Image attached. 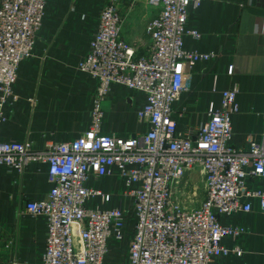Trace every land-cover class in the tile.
<instances>
[{
	"label": "built area",
	"instance_id": "1",
	"mask_svg": "<svg viewBox=\"0 0 264 264\" xmlns=\"http://www.w3.org/2000/svg\"><path fill=\"white\" fill-rule=\"evenodd\" d=\"M45 1L0 0V119L7 97L15 98L17 65L29 54ZM200 1L146 0L155 10L145 24L150 46L137 56L121 37L120 0H104L90 49L77 65L97 79L89 129L43 149L0 140V164L16 170L31 161L48 165L52 185L46 198L26 203L28 213L46 219L41 264H104L106 240L121 237L124 213L119 207H87V197L100 193L86 181L113 167L127 184L137 185L128 191L135 221L125 264H220L217 258L227 253L221 239L241 229L222 225L219 215L248 211L253 200L264 210V189L242 192L246 176L264 180V141L245 148L229 142L231 116L238 111L237 86L221 91L219 107L210 103L200 125L178 131L172 117L185 64L212 55L183 48L187 9ZM111 83L146 94L137 118L148 123L147 131L130 137L101 133V104ZM194 168L203 182L199 202L197 185L190 180Z\"/></svg>",
	"mask_w": 264,
	"mask_h": 264
},
{
	"label": "crops",
	"instance_id": "2",
	"mask_svg": "<svg viewBox=\"0 0 264 264\" xmlns=\"http://www.w3.org/2000/svg\"><path fill=\"white\" fill-rule=\"evenodd\" d=\"M103 1H45L29 54L17 65L15 98L7 97L2 106L0 140L43 149L89 129L97 79L77 65L90 49ZM120 11L121 37L137 56L145 54L150 46L145 24L154 8L146 0H120ZM184 30L185 50L212 55L184 66V87L173 102L177 130L205 122L209 104L218 108L221 91L236 85L238 111L231 116L229 142L245 148L264 141V0H201L188 7ZM145 101L142 90L111 83L101 104V133L130 137L147 131L148 123L137 118ZM190 180L203 183L198 168ZM51 185L43 161H31L21 170L0 164V264H41L46 219L28 213L26 203L45 199ZM86 186L100 193L87 197V207L123 210L121 237L107 238L103 263L125 264L135 221L134 197L128 191L137 185L127 184L113 167L108 174L90 175ZM253 189H264V180L246 176L242 192ZM251 202L248 211L219 215L222 225L241 229L221 239L227 253L217 258L220 264H264V210Z\"/></svg>",
	"mask_w": 264,
	"mask_h": 264
},
{
	"label": "rangeland",
	"instance_id": "3",
	"mask_svg": "<svg viewBox=\"0 0 264 264\" xmlns=\"http://www.w3.org/2000/svg\"><path fill=\"white\" fill-rule=\"evenodd\" d=\"M204 196V191H203V186L202 183L199 182L197 183V190H196V200L199 202L200 200H202Z\"/></svg>",
	"mask_w": 264,
	"mask_h": 264
}]
</instances>
